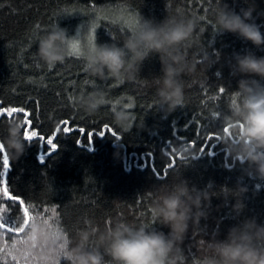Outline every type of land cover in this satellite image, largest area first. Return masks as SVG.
<instances>
[{
    "label": "trees",
    "instance_id": "obj_1",
    "mask_svg": "<svg viewBox=\"0 0 264 264\" xmlns=\"http://www.w3.org/2000/svg\"><path fill=\"white\" fill-rule=\"evenodd\" d=\"M217 2L0 0V141L11 119L21 120L24 132H37L24 155L9 159L8 169L3 168V156L8 153L0 152V208L8 209L13 219L19 216V224L24 209H29L24 232L0 229V264H65L56 254L65 241L75 239L84 218H91L101 228L116 219L158 227L150 219L154 189L180 175L197 187L211 182L216 189L237 183L248 188L241 217L233 216L228 206L213 212L221 220V233L244 216L264 222V181L244 175L220 143L221 138H234L226 117L236 99V79L229 75L225 62L233 53L248 50L264 55V47L257 49L230 33H216L212 11ZM223 2L236 12L253 5L252 20L264 33V0ZM140 15L156 21L166 16L198 20L183 49L197 71L182 77L184 102L166 117L159 113L151 83L160 74L157 55L146 58L139 74L128 79L109 75L98 79L86 69L91 47L119 43ZM56 24L66 30L68 41L80 45L81 54L67 52L62 63L50 68L36 52L41 36ZM94 91L102 93L104 103L89 114L79 106L78 98ZM9 109L21 111L9 116ZM114 109L131 115L129 129L114 123ZM65 127L73 131L65 133ZM90 133H95L91 141ZM49 138L56 144L55 150L47 145ZM180 144L190 147L198 158L190 162L175 155L172 146ZM162 149L170 154L162 157ZM5 186L17 200L4 197ZM211 203L215 207L223 201L213 197ZM34 223L40 226L38 230H33ZM209 226L216 227L211 220ZM199 255L194 242L186 240L180 264H196Z\"/></svg>",
    "mask_w": 264,
    "mask_h": 264
},
{
    "label": "clouds",
    "instance_id": "obj_2",
    "mask_svg": "<svg viewBox=\"0 0 264 264\" xmlns=\"http://www.w3.org/2000/svg\"><path fill=\"white\" fill-rule=\"evenodd\" d=\"M253 11L250 5L236 12L218 0L212 11L216 33H230L257 49L264 47V33L253 22ZM197 24L195 17L166 16L156 21L140 15L119 43H95L86 56V69L98 79L106 75L128 79L139 74L146 58L157 55L160 74L153 76L151 83L159 113L166 117L184 102L182 77L197 71L196 64L183 52ZM67 42L66 30L56 24L39 39L36 55L44 65L54 67L64 61ZM204 59L209 57L205 55ZM225 65L236 79V99L226 117L234 138H221L222 149L241 166L244 175L264 181V55L257 56L250 50L233 53ZM103 103L99 91L78 98L79 106L89 114L98 111ZM112 118L117 126L129 129L132 117L127 111L114 109ZM0 144L12 161L24 155L31 143L25 138L21 120L7 121ZM172 152L190 162L198 158L183 144L172 146ZM169 154L167 149L161 150L162 157ZM247 191L240 183L232 188L216 189L211 182L197 187L180 175L170 184L154 189L150 219L158 227L116 219L101 228L91 218H84L75 239L65 241L55 258H62L65 264H180L183 245L191 240L200 254L196 264H264V222L255 216H244L221 233V220L213 216L214 211L228 206L233 216L241 217ZM213 197L220 198L223 204L213 207ZM210 220L216 227L209 226ZM39 227L32 225L34 231ZM60 239H64L62 235Z\"/></svg>",
    "mask_w": 264,
    "mask_h": 264
},
{
    "label": "snow or ice",
    "instance_id": "obj_3",
    "mask_svg": "<svg viewBox=\"0 0 264 264\" xmlns=\"http://www.w3.org/2000/svg\"><path fill=\"white\" fill-rule=\"evenodd\" d=\"M89 40L91 42V37L89 38ZM67 47H68V54L69 55H80L81 54L80 45L78 43H76L75 41H68L67 42ZM224 91H225L224 88L220 89L221 93H223ZM232 103H235V98H233ZM16 111H21V110L9 109L8 110V115L11 116L12 113H14ZM64 123L66 124L67 122L65 121ZM63 130H64L65 133H69V132L73 131V129H70L68 127H65ZM79 131L83 132V129H79ZM228 131H229V128H225L224 129L225 133H228ZM94 134L95 133H90L89 134V140L90 141H91V138H92V136ZM24 135H25V138L27 140L32 141L33 138L37 137V132H35V131H32V132L25 131ZM99 135L103 136L104 132L101 131L99 133ZM40 138L41 139H45L44 137H40ZM211 139H212V137H209V140H211ZM46 143H47V145H50L53 150L56 149V144L53 142L52 139H50V138L47 139ZM3 151H4L3 145L0 144V152H3ZM201 151H204V149H201ZM41 161H43L42 157H41ZM9 167H10V162H9L8 155H4L3 156V168L4 169H8ZM0 175H3V174L0 173ZM3 195H4V197H7L9 200L15 201V200L18 199V198L14 197V196H10L9 195V189H8L7 186H5L4 189H3ZM20 203L22 204L23 201H21ZM23 215H24L23 223L19 224V219H20L19 216H17L15 219H13L11 217V213L8 212V209L0 208V229H5L6 228L8 232H13V231H16L18 233L24 232L25 226H27L29 224V220L27 218L28 215H29V209L27 207L24 209ZM18 224H19V226H18Z\"/></svg>",
    "mask_w": 264,
    "mask_h": 264
}]
</instances>
